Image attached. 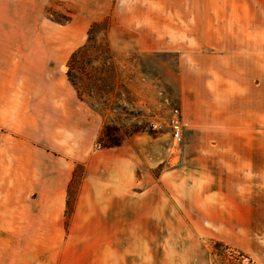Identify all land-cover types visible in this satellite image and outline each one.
I'll return each mask as SVG.
<instances>
[{"label":"rangeland","instance_id":"374dc122","mask_svg":"<svg viewBox=\"0 0 264 264\" xmlns=\"http://www.w3.org/2000/svg\"><path fill=\"white\" fill-rule=\"evenodd\" d=\"M242 125L264 142V0H0V127L71 163L65 228L94 151L120 149L94 179L128 194L90 200L75 264H264Z\"/></svg>","mask_w":264,"mask_h":264},{"label":"crops","instance_id":"0c3cea01","mask_svg":"<svg viewBox=\"0 0 264 264\" xmlns=\"http://www.w3.org/2000/svg\"><path fill=\"white\" fill-rule=\"evenodd\" d=\"M239 127L244 133L253 130L255 138L238 141V176L242 180L255 181L256 185L258 180H264V142L257 138L261 130L257 126L254 129L247 125ZM119 151V148L94 151L92 166L81 184L73 220L65 228L66 188L70 180L71 163L68 161L61 165L60 157L49 155L33 139L0 127V264L78 262L74 257V249L81 245L82 250H85L87 244L97 241L93 237L95 235H76L80 233L78 230L88 232L93 228L90 227L88 214L95 210L93 204L97 195L104 194L112 199L128 194L126 178H119L118 182L121 183L116 189L107 188L104 191L94 179L96 172L93 171V165L97 163L99 154H115ZM255 192L256 189L254 195ZM86 196L91 199L85 200ZM90 200L95 202L91 203ZM84 201H88L86 207ZM234 204L244 206V209L248 205L240 201ZM82 207L85 208L86 219L78 221L77 213Z\"/></svg>","mask_w":264,"mask_h":264},{"label":"built area","instance_id":"2783aa9c","mask_svg":"<svg viewBox=\"0 0 264 264\" xmlns=\"http://www.w3.org/2000/svg\"><path fill=\"white\" fill-rule=\"evenodd\" d=\"M176 112V111H175ZM171 132H172V137L174 142L175 141H180L181 139V133H180V125L178 123V118H177V114H174V117L171 118Z\"/></svg>","mask_w":264,"mask_h":264},{"label":"trees","instance_id":"16d2710c","mask_svg":"<svg viewBox=\"0 0 264 264\" xmlns=\"http://www.w3.org/2000/svg\"><path fill=\"white\" fill-rule=\"evenodd\" d=\"M70 81L72 82V84H75V81H74L73 78H71ZM100 139H101V137H100V135H99V136H98V139H97L98 144H100ZM109 140H110V138H109ZM117 145H118L117 142H115V143H113V144H108V143H107V144L103 145V147H113V146H117Z\"/></svg>","mask_w":264,"mask_h":264}]
</instances>
